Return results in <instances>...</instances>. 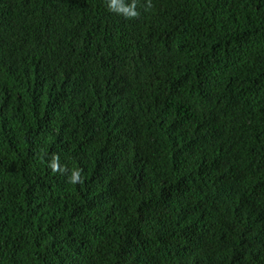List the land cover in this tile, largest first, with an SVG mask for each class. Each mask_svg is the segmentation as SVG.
I'll list each match as a JSON object with an SVG mask.
<instances>
[{
	"label": "trees",
	"instance_id": "trees-1",
	"mask_svg": "<svg viewBox=\"0 0 264 264\" xmlns=\"http://www.w3.org/2000/svg\"><path fill=\"white\" fill-rule=\"evenodd\" d=\"M0 264H264V0H0Z\"/></svg>",
	"mask_w": 264,
	"mask_h": 264
}]
</instances>
